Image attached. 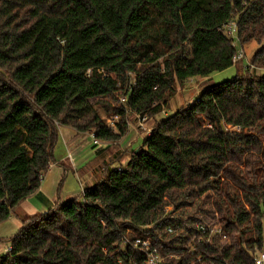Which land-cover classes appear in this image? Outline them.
<instances>
[{"label": "trees", "instance_id": "trees-1", "mask_svg": "<svg viewBox=\"0 0 264 264\" xmlns=\"http://www.w3.org/2000/svg\"><path fill=\"white\" fill-rule=\"evenodd\" d=\"M232 20L240 49L259 46L249 65L155 121L178 86L236 63L223 29ZM263 39L264 0H0V223L56 161L59 126L117 142L128 111L155 121L80 193L21 218L0 264H146L137 238L162 264H254L264 252ZM192 213L226 241L178 239Z\"/></svg>", "mask_w": 264, "mask_h": 264}, {"label": "crops", "instance_id": "crops-1", "mask_svg": "<svg viewBox=\"0 0 264 264\" xmlns=\"http://www.w3.org/2000/svg\"><path fill=\"white\" fill-rule=\"evenodd\" d=\"M58 132L59 136L61 134L63 138V143H61L62 150H59V153L56 154L54 152L56 161L50 163L40 181L38 189L23 200L15 209L14 213L7 220L3 221L13 224L15 231L20 226L21 218L35 214H43L52 208L56 198L63 201L67 197L75 195L77 192L80 193L83 186L94 182V178L98 174L99 168L103 163L113 161L118 155V152L126 149L128 145L131 146L135 144L127 143V146H122L123 143L121 142L115 145H110L108 143H99L95 145L92 142L80 143L81 141L79 139L86 134L77 133L67 126H59ZM87 146H89L91 150L88 154H84V149L85 147L87 149ZM91 158H94V160H90ZM89 161L92 162L88 163ZM126 161L127 157L123 156L120 162L125 163ZM83 169L87 171L86 180L78 176ZM70 171L73 172L76 177L78 185L75 188L74 186H70L72 183L66 186L67 175H69ZM68 180L71 182L70 176ZM63 183H65V186ZM60 184L61 189L56 191ZM3 252L1 254H3Z\"/></svg>", "mask_w": 264, "mask_h": 264}, {"label": "rangeland", "instance_id": "rangeland-1", "mask_svg": "<svg viewBox=\"0 0 264 264\" xmlns=\"http://www.w3.org/2000/svg\"><path fill=\"white\" fill-rule=\"evenodd\" d=\"M263 43H264V39H263ZM233 44L235 46L236 50H239V44L238 42H236L235 40H233ZM258 44L256 42H250L247 43L245 45H243L242 47V51H243V57L236 63H234L232 66H230L229 68H226L222 71H215L212 72L209 76L206 77H201V76H195L191 79H188L187 81H185L183 83L182 86H178L176 88V92H175V96L173 98L170 99L169 103L164 107L163 112H161L159 115H157L155 117V121L165 118L166 116L170 115L171 113H173L176 108L178 106L183 107L185 106L187 103H189L190 101H193L194 99H196L199 96V93L201 92V90L205 87L208 86L210 84L213 83H220L226 80L231 79L232 77H234L236 74H238V72H240V69H244L245 70V66L249 65V58L252 55V53L258 48ZM249 72H253L256 75H259L261 70L258 68H248ZM121 94H118V97H120ZM117 97V98H118ZM116 103L120 104L119 101L117 100ZM136 114L132 113L130 111H128V115H127V129L125 134L123 135V137H121L120 141L118 140L117 142H102L99 141V143H108L110 145H115L116 143H123L122 146H127V143H135L132 144L131 146H127L126 150L129 151L130 149L134 148L136 149L142 141L143 136H145L147 134V131H151L154 125L153 119H149V117L147 118L146 122H145V127H146V132L142 131L141 129L138 128L137 126V118H136ZM88 118H85V120L81 119L79 120L80 124H86L85 121H87ZM117 117L113 116V117H106L105 118V122L106 123H115L117 121ZM114 126V125H113ZM229 129H236L235 127H230ZM79 133V132H78ZM81 133V132H80ZM81 134H86L84 136H82L79 140L81 141L80 143H91L92 142V138L90 137L91 132H86V133H81ZM61 143H63V138L60 134L59 139L57 141L56 144V148H55V154L59 153V150H62V145ZM91 148L89 146H87V149L85 147L84 149V154H88L90 152ZM114 151V149H113ZM95 158V157H94ZM94 158H91L90 160H94ZM92 161H89L88 163H91ZM121 164H123L121 162ZM80 174V175H79ZM78 176L80 178H84V180H86L87 177V171L86 170H82L81 173H79ZM70 176L71 182H69L68 177ZM69 183H72L70 186H74L77 187V182H76V177L75 174L73 172H69V175H67V182H66V186L69 185ZM63 185L65 186V183H63ZM69 187V186H68ZM78 190V189H77ZM79 192L75 193L78 194ZM185 211L189 212V208L185 207ZM177 212V211H176ZM177 213H175L173 216H176ZM191 219H195V220H204V221H208L210 220L209 218H204L203 214L201 213H192L191 215ZM192 223L191 222H184L183 225V229L182 232L180 234H178V239L181 237H185L186 235H189L191 231H189L190 227H191ZM15 227L13 224L10 223H0V254L3 252L5 253V249L8 247V244L6 242H4L3 240L9 238L10 236H12L13 234H15Z\"/></svg>", "mask_w": 264, "mask_h": 264}, {"label": "built area", "instance_id": "built-area-1", "mask_svg": "<svg viewBox=\"0 0 264 264\" xmlns=\"http://www.w3.org/2000/svg\"><path fill=\"white\" fill-rule=\"evenodd\" d=\"M223 29L228 36H230L231 38H233V40L236 41V21L235 20H232L228 22L227 24H225L223 26ZM232 45H234L233 42H232ZM242 57H243L242 49L236 50L235 54L232 57V61L237 62ZM118 101L121 105L124 104L125 96L121 95L120 97H118ZM136 118H137L138 128L146 132L145 122L147 120V117L145 115L144 116L137 115ZM113 125L114 123L108 122L109 127H113ZM150 133L151 131L149 130L147 131L146 135H149ZM90 137L92 138L93 144L95 145L99 144V141L94 138L93 134H90ZM167 230L168 232L173 231V229L169 227ZM190 231L195 232V233L206 234L207 242L217 241L219 243H224L226 241V234L220 225L212 224L208 221H203L201 219L195 220L192 223L190 227ZM132 246L146 254V264H162V257L156 252V249L150 246V242L148 241V239L143 240V239L137 238L133 241ZM9 250H10V247L8 246L5 249V253H7ZM254 264H264V252L261 251V252L256 253V256L254 257Z\"/></svg>", "mask_w": 264, "mask_h": 264}, {"label": "water", "instance_id": "water-1", "mask_svg": "<svg viewBox=\"0 0 264 264\" xmlns=\"http://www.w3.org/2000/svg\"><path fill=\"white\" fill-rule=\"evenodd\" d=\"M137 151V149H135V151L134 152H136ZM261 209H262V206H261Z\"/></svg>", "mask_w": 264, "mask_h": 264}]
</instances>
